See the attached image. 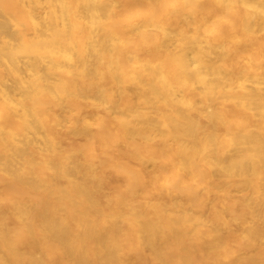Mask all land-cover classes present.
Instances as JSON below:
<instances>
[{
  "label": "bare ground",
  "instance_id": "1",
  "mask_svg": "<svg viewBox=\"0 0 264 264\" xmlns=\"http://www.w3.org/2000/svg\"><path fill=\"white\" fill-rule=\"evenodd\" d=\"M0 264H264V0H0Z\"/></svg>",
  "mask_w": 264,
  "mask_h": 264
}]
</instances>
